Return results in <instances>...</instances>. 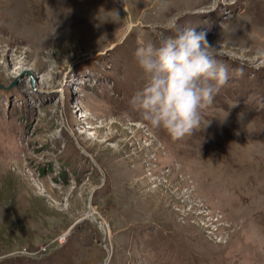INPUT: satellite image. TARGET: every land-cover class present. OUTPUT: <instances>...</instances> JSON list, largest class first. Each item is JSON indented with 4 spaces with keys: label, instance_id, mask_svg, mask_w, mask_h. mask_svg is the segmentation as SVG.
<instances>
[{
    "label": "rangeland",
    "instance_id": "374dc122",
    "mask_svg": "<svg viewBox=\"0 0 264 264\" xmlns=\"http://www.w3.org/2000/svg\"><path fill=\"white\" fill-rule=\"evenodd\" d=\"M185 27L229 79L173 140L134 52ZM104 263L264 264V0H0V264Z\"/></svg>",
    "mask_w": 264,
    "mask_h": 264
},
{
    "label": "clouds",
    "instance_id": "9594fccd",
    "mask_svg": "<svg viewBox=\"0 0 264 264\" xmlns=\"http://www.w3.org/2000/svg\"><path fill=\"white\" fill-rule=\"evenodd\" d=\"M205 31L185 27L158 42L139 41L134 52L144 75L129 104L153 129H163L173 140L200 126L201 113L229 79L228 67Z\"/></svg>",
    "mask_w": 264,
    "mask_h": 264
},
{
    "label": "built area",
    "instance_id": "2783aa9c",
    "mask_svg": "<svg viewBox=\"0 0 264 264\" xmlns=\"http://www.w3.org/2000/svg\"><path fill=\"white\" fill-rule=\"evenodd\" d=\"M213 231V232H212ZM216 233H217V230H215V228H214V230H209V234H212L213 236H214V238H221V235H218L217 237H216ZM65 236H62V237H60V238H58V240H57V243L59 244V245H62V244H64V242H65Z\"/></svg>",
    "mask_w": 264,
    "mask_h": 264
},
{
    "label": "water",
    "instance_id": "95a60500",
    "mask_svg": "<svg viewBox=\"0 0 264 264\" xmlns=\"http://www.w3.org/2000/svg\"><path fill=\"white\" fill-rule=\"evenodd\" d=\"M96 224L100 227L101 226V223H99V222H96ZM104 264H106V263H104Z\"/></svg>",
    "mask_w": 264,
    "mask_h": 264
}]
</instances>
